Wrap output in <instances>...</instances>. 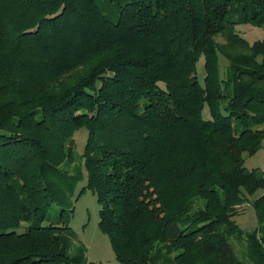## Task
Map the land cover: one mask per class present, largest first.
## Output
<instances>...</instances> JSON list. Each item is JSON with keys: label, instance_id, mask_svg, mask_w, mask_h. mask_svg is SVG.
<instances>
[{"label": "trees", "instance_id": "obj_1", "mask_svg": "<svg viewBox=\"0 0 264 264\" xmlns=\"http://www.w3.org/2000/svg\"><path fill=\"white\" fill-rule=\"evenodd\" d=\"M112 1L0 0V264H81L82 181L121 264H264V0Z\"/></svg>", "mask_w": 264, "mask_h": 264}, {"label": "rangeland", "instance_id": "obj_2", "mask_svg": "<svg viewBox=\"0 0 264 264\" xmlns=\"http://www.w3.org/2000/svg\"><path fill=\"white\" fill-rule=\"evenodd\" d=\"M102 5L101 0H97ZM115 8L108 7L105 12L111 18H114L117 2L112 1ZM239 27L245 30L242 33L246 39L253 41L255 38H264V27H256L250 24H241ZM250 31H248V30ZM197 75L198 79L202 82L204 76L203 57L197 60ZM224 61V60H223ZM222 61V63H223ZM204 116L207 117L206 111ZM87 131L84 128L78 129L74 134L75 152L79 156L82 152L84 143L86 141ZM244 166L251 169L258 167L264 176V139L262 140L260 148L253 154L244 155ZM77 161V159H76ZM80 162V161H79ZM60 168L68 169L69 166L63 165ZM73 169V168H72ZM70 170V169H69ZM71 172V171H70ZM84 184V181L78 183L73 190V195L69 199L71 204L72 213L67 221L68 225L74 232V237L69 243L68 254L72 257L80 259L81 264H121L115 257L112 250L108 235L99 227V204L97 203L96 195L90 190L86 189L77 199L76 196L79 187ZM264 194V188L258 189L254 194L248 196L249 201H253L255 197ZM244 209L241 210L234 219L239 226L246 230H253L257 225V215L255 208L251 203L243 205ZM60 222V210L56 204H52L49 208L47 216L43 221V225L53 223L57 225ZM60 264H67L61 262Z\"/></svg>", "mask_w": 264, "mask_h": 264}]
</instances>
